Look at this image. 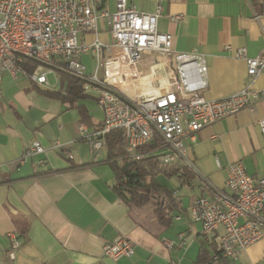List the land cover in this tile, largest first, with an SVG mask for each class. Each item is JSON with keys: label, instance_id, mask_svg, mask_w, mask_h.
<instances>
[{"label": "crops", "instance_id": "obj_1", "mask_svg": "<svg viewBox=\"0 0 264 264\" xmlns=\"http://www.w3.org/2000/svg\"><path fill=\"white\" fill-rule=\"evenodd\" d=\"M158 2L162 4L158 29L173 35L174 50L197 49L206 55L205 97L224 98L250 82L245 60L234 52L245 47L255 57L263 51V0H128L145 12H154ZM116 4L117 0H104L111 12ZM97 34L105 43L112 40L103 20ZM95 38L94 33L83 36L87 42ZM81 61L91 73L93 56L83 54ZM144 66L140 77L150 75L154 82L156 76ZM46 68L40 65L27 71L24 67L26 72L3 76L0 264H264V236L237 259L218 258L223 228L206 238L200 222L192 217L196 197H212L225 189L229 164L241 162L253 178L264 176V133L258 123L264 118V98L256 112L244 109L186 137L188 155L178 165L193 168L194 178H181V170L171 177L159 174L156 181L161 190L156 193L161 192V201L154 198L137 207L118 194L107 146L95 151L89 139L104 121L102 109L97 117L89 109L91 99L97 102L96 94L84 92L75 102L64 101L67 82L58 70L49 72L44 85L32 78ZM252 86L264 88V72ZM82 127H86L84 134ZM34 140L46 152L18 164ZM41 159L46 165L38 167ZM12 235L21 242L13 256L9 253ZM120 235L134 242L135 254L110 259L103 247Z\"/></svg>", "mask_w": 264, "mask_h": 264}, {"label": "built area", "instance_id": "obj_2", "mask_svg": "<svg viewBox=\"0 0 264 264\" xmlns=\"http://www.w3.org/2000/svg\"><path fill=\"white\" fill-rule=\"evenodd\" d=\"M161 15V2L154 12H145L128 0H117L116 10L111 12L104 7V0H0V90L4 73L16 76L26 72L22 64L25 58L47 67L32 74L40 85L48 83L51 70H65L85 79L83 91L94 92L103 110V126L89 138L95 151L106 145V134L122 130L132 160L155 156L162 166L186 162V137L244 109L256 112L264 88L252 85L264 72V49L251 57L245 47L237 48L235 56L245 60L250 82L227 97L209 99L204 95L208 86L206 55L197 49L176 52L173 35L158 29ZM100 20L109 26V43L97 36ZM93 33L96 38L92 42L83 39ZM83 54L95 59L91 73L81 61ZM161 57L167 62L160 61ZM144 64L156 76L154 91L127 94L117 82L139 78ZM100 68L104 69L103 76L99 75ZM258 123L264 133V118ZM81 131L84 134L86 127ZM157 138L162 144L137 151ZM45 152L42 143L34 140L17 163ZM45 165V159L38 161V167ZM192 217L200 222L206 238L223 228L218 258L237 259L264 236V176L253 178L241 162L229 164L225 189L212 197H196ZM20 247L21 242L12 235L9 253L13 256ZM103 251L113 260L131 257L134 242L120 235L105 243Z\"/></svg>", "mask_w": 264, "mask_h": 264}, {"label": "trees", "instance_id": "obj_3", "mask_svg": "<svg viewBox=\"0 0 264 264\" xmlns=\"http://www.w3.org/2000/svg\"><path fill=\"white\" fill-rule=\"evenodd\" d=\"M262 8L264 9V0ZM22 64L27 71H33L38 66L42 65V62L25 58ZM58 72L61 79L67 82L66 94L63 95V100L75 102L83 98V85L85 79L62 69H58ZM105 141L108 149V158L113 161L112 167L117 182L116 189L120 197L127 204L140 207L150 203L154 198L156 201H161V192H159L158 195L156 193L157 190H161V186L156 181V176L159 174L171 177L181 170V178L192 180L195 176L194 169L188 164L182 167H179L178 164L162 166L155 156L132 160L129 155H127L125 149V136L122 130H113L106 134ZM160 144H162V140L157 138L156 141L139 147L137 151L142 153ZM165 192L169 194L168 190ZM158 211H160L162 215L163 211L160 207Z\"/></svg>", "mask_w": 264, "mask_h": 264}, {"label": "bare ground", "instance_id": "obj_4", "mask_svg": "<svg viewBox=\"0 0 264 264\" xmlns=\"http://www.w3.org/2000/svg\"><path fill=\"white\" fill-rule=\"evenodd\" d=\"M152 82V76L148 75L139 77L132 82L118 81L117 83L127 94L135 96L153 92V88L150 87Z\"/></svg>", "mask_w": 264, "mask_h": 264}, {"label": "rangeland", "instance_id": "obj_5", "mask_svg": "<svg viewBox=\"0 0 264 264\" xmlns=\"http://www.w3.org/2000/svg\"><path fill=\"white\" fill-rule=\"evenodd\" d=\"M159 59L162 62H165V63L167 62L166 61V58H164V57H161ZM94 67H96V64H94V66L92 67L93 70H94ZM99 75L100 76H103L104 75V69L103 68H100ZM50 76H52V75H50ZM88 105H89V109L94 113L95 117H97L96 115H98L99 111L101 110V107L99 106V104L96 102V100L91 99L88 102Z\"/></svg>", "mask_w": 264, "mask_h": 264}]
</instances>
